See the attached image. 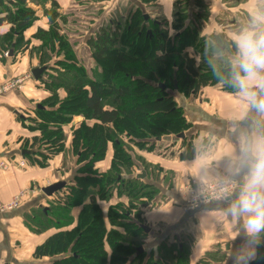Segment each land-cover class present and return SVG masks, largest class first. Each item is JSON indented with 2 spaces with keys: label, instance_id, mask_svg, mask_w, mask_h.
Masks as SVG:
<instances>
[{
  "label": "trees",
  "instance_id": "obj_1",
  "mask_svg": "<svg viewBox=\"0 0 264 264\" xmlns=\"http://www.w3.org/2000/svg\"><path fill=\"white\" fill-rule=\"evenodd\" d=\"M47 2H50L51 9L43 14L49 26L46 30L37 29L32 35L40 43L37 51L40 65L37 68L44 67L46 72L45 64L58 52H62L65 60L55 62V65L61 63L62 70L55 67L57 70L51 73L55 68H49L47 78L42 80L44 72L38 81L53 100L58 99L59 90L65 92L66 99L56 100L48 107L44 105L49 99L45 100L41 103L43 106L36 107L35 118L29 119L27 128L38 131V136L32 137L29 145L30 149L36 148L41 157L38 165L43 167L49 158L64 151L66 136L63 127L73 117L81 116L84 121L71 133L72 153L78 165L73 177L68 178L69 184L56 195V203L50 202L48 208L26 215L25 225L31 232L40 234L56 230L35 248L33 258H50L48 264H187L188 251L184 261L183 242L166 247V242L162 241L146 254L144 250L137 252L140 247H132L130 237L146 234L137 212L131 217L129 212L113 208L110 211L114 218L127 219L125 223H119L127 229V236L107 230L96 197L107 199L116 189L121 196L127 197L130 206L138 207L143 197L153 199L156 189L141 184L131 172V166L135 165L130 154L132 147L151 151L157 138L180 135L189 128L182 109L168 89L176 87V91L196 97L202 88L219 84L208 65L215 64L221 52L233 53V44L221 35L200 37L199 25L204 18L198 15L186 22L183 1L174 0L171 23L152 21L150 33L145 30V17L139 9L119 23L112 22L98 29L86 41L99 68L88 78L79 69L70 46L60 34L58 23L63 22V18L57 13L54 0H0V27L7 25L9 28L0 36V56L9 52L12 46L13 58L18 52L27 50L24 33L37 21L29 3L43 5ZM106 70L110 71L108 75ZM221 84L224 90L232 92L231 88ZM80 99L81 109L77 108ZM57 102L59 105L55 107ZM152 119L156 123H152ZM166 119L170 122H161ZM108 144L113 149L110 170L114 175L109 171L95 176V164L103 161ZM182 145L181 158H192L195 152L190 140L183 138ZM36 153L32 151L31 154ZM92 177L98 189L93 188ZM75 207H80V212L73 224L71 210ZM71 226L73 228L68 230ZM205 257L216 264H221L224 259L219 253H209ZM253 264H264V248Z\"/></svg>",
  "mask_w": 264,
  "mask_h": 264
},
{
  "label": "crops",
  "instance_id": "obj_2",
  "mask_svg": "<svg viewBox=\"0 0 264 264\" xmlns=\"http://www.w3.org/2000/svg\"><path fill=\"white\" fill-rule=\"evenodd\" d=\"M54 1L57 3V13L61 17L69 15V19L73 18L71 13L73 7H82L85 9L83 13H87L92 9V6L102 5L100 0ZM120 1H127L141 11L142 6L146 7L148 3L149 5L153 2H155L154 4L160 2V4H164L173 0ZM203 1L208 6L209 15L207 20H203L200 24V37L221 35L231 44L234 42V33L238 26L246 22V14L250 5L260 2V0ZM79 3L82 5L81 7ZM29 6L35 11L37 21L24 33V39L28 41V48L18 52L14 58L9 56L8 59H4L0 56V87L19 76L26 73L30 74L33 69L40 65V55L37 53L40 43L32 38V35L37 29L46 30L48 28L49 23L43 11L50 10L51 5L50 2H47L43 5L29 3ZM171 7H173V2L168 5L167 10H171ZM101 9L105 11L104 8ZM169 17L165 15V18L168 19ZM164 21L167 22L168 20ZM8 29L7 25H2L0 36L8 32ZM188 52L189 54L192 53L191 50ZM42 80L45 78L42 77ZM58 94L61 96L63 91L59 90ZM169 94L182 109L184 118L190 125L183 134L185 140H190L195 153L192 158H181L184 150L183 139L172 135L157 138L153 142V151L132 147L130 154L135 163L132 174L136 178L138 173L144 172L142 167L145 166L147 172L145 177L141 179L143 183L137 178L136 180L141 184L151 185L157 191L151 201V207L143 208V214L151 226L153 238L151 242L160 244L169 237H173V239L181 237L189 243L188 258L190 263H198L209 253H219L224 256L221 264H231L228 253L235 244L239 243L238 222L223 216L217 203L209 204L193 212L184 211L183 201L177 189L188 178L191 180L192 174L197 171L198 162L194 163L193 161L198 152H202L206 148L208 150L215 148L217 157L223 156L226 150L224 138L227 132L235 126L232 117L238 108L239 101L232 92L224 90L221 83L202 88L196 97L186 96L175 89L171 90ZM49 96L41 82L33 79L27 80L20 90L6 92L0 96V160L10 161L14 165H16L15 162L21 161L24 164L23 167H12L6 171L0 170V205L7 204L13 196L32 187L41 190L57 181L71 179L76 171L77 167L73 169L74 173L71 176L61 175L62 161L64 160L62 156L71 143L72 130L84 121L80 116L73 117L72 122L63 127L66 136L64 151L49 158L43 167L38 165L41 157L36 153V148H29L31 138L38 136V131H31L27 128L30 126L29 119L35 118L34 108L40 106ZM87 124H92V122L87 121ZM24 142L28 143L27 146ZM163 146L169 150L156 154V148L160 149ZM24 150L29 153L35 151L36 154L23 156L21 153ZM112 155V145L108 144L103 161L99 162L100 164L96 163L95 169L101 172L108 169L111 166ZM225 163V160L218 159L217 164L209 169V173L215 175L221 172ZM51 200L41 193H37L34 197L24 201L14 211L0 213V264H48L51 261L50 258L35 260L33 252L56 230L35 234L25 225L26 215L44 208V205ZM109 202L104 204L107 206L115 204ZM121 203L124 204L123 201ZM79 212V207L71 210V217L75 221ZM102 212L103 216L107 214V210L102 209ZM155 227H162L163 229H154ZM155 247L157 245L154 247L151 245V249H155ZM211 264L216 263L211 262Z\"/></svg>",
  "mask_w": 264,
  "mask_h": 264
},
{
  "label": "clouds",
  "instance_id": "obj_3",
  "mask_svg": "<svg viewBox=\"0 0 264 264\" xmlns=\"http://www.w3.org/2000/svg\"><path fill=\"white\" fill-rule=\"evenodd\" d=\"M246 22L234 33V52H221L210 72L239 101L235 126L224 138L225 152H198L189 193L194 206L214 201L226 218L238 222L239 243L228 253L231 264H253L264 248V0L250 5ZM218 159L223 170L209 173Z\"/></svg>",
  "mask_w": 264,
  "mask_h": 264
},
{
  "label": "rangeland",
  "instance_id": "obj_4",
  "mask_svg": "<svg viewBox=\"0 0 264 264\" xmlns=\"http://www.w3.org/2000/svg\"><path fill=\"white\" fill-rule=\"evenodd\" d=\"M76 1L77 0H75V2ZM173 1H171V2L169 1V3H164V4L163 3L160 4L161 2L158 3V4H154L155 2H153L152 3L153 5L151 4L152 6L149 5V3H148V5H146V7L142 6L141 13L146 18L145 21H144V24L146 26L145 30L147 31V33L148 32L150 33V28L149 27H150V24L152 23V21H159V22H162V24H163V22H165L164 20H166V21L168 20L167 21L168 24H169V22L172 21V17H173V13H174L175 8L171 7V10H167V7H168V5L172 4ZM180 1H183L184 4L182 6L184 7L183 9L185 10V12L187 13L186 14L187 15V21L186 22H189L191 18H193L195 16H198V15L201 16V18H204V20H207L208 15H209V9H208V6L205 5L203 0H180ZM99 2H102V3H100V4H102L101 6H98V5L97 6H92V9L89 10L87 13H85V12L83 13V10H85V9L82 8L81 7L82 5L79 3L81 8H74L73 7V10L71 12L73 14V18L69 19V17H68L69 15L68 16L67 15H63L62 16L63 22H61V20H60L59 23H58L60 34L63 37V39L66 41V43L70 46V48H71L70 51L73 54L74 61L78 65L79 69L88 78L92 77V73L95 70L99 69V68L96 66L95 61L91 57V52H90L89 48L86 45V41L89 38L93 37L95 32H97L98 29H100L101 27H106L112 22L113 23L114 22H118L119 23L120 20H123L124 18L128 17L127 16L128 14H130L131 12L136 10V8L133 5H130V3L127 2V1L121 2L120 0L119 1H117V0H100ZM99 2H98V4H99ZM101 8H104L105 11H103ZM169 9H170V6H169ZM165 15L167 17H169V16L170 17L167 19V18H165ZM89 25H92V26H89ZM199 27H200V25H199ZM163 29H166V27L164 26ZM170 34L172 35L173 32L171 31ZM190 54L194 55L193 52L192 53L190 52ZM51 57L53 59L50 62L45 64L47 71H48L49 68H53L54 69L55 67L57 69L62 70V67H59L60 64H61L60 62H58L57 65H55L56 61L61 60V59L65 60V58H63L64 56H63L62 52H58L56 54H53V55H51ZM195 57H197V56L195 55ZM56 68L54 70H51V73H55V71L57 70ZM47 71L43 75L44 78H47V75L49 74V73H47ZM109 72H110L109 70H106V75H108ZM29 76H31V78H32L31 73L30 74L26 73L25 75L19 76V77L15 78V79H13L11 81H15V82H18L19 84L23 85L28 80L27 77H29ZM41 85H42V83H41ZM13 89L14 88L8 90L7 92L13 91ZM14 90H19V89H14ZM171 90L172 89H168L169 92ZM48 99L49 100L46 102V105H44L45 107H48V105L50 103H52V104L55 103L56 100L58 102H60L63 99H66V95H65V92L63 91V94H61V96H59V94H58V99L53 100V98H51V96L48 97ZM58 102H57V104H55V107H57L59 105ZM77 103H78V105H77L78 107L77 108L81 109L82 100L80 99L79 102H77ZM40 106H43V105L40 104ZM35 109L36 108H34V111H35ZM75 117H79V116H75ZM72 119H74V118H72ZM151 121H152V123H156L155 121H153V119ZM166 121L170 122V120H167V119L166 120H162L161 122L162 123H166ZM71 122H72V120L70 121V123ZM172 136H174V135H172ZM177 136L178 135H176L174 137H177ZM71 145L72 144L70 143L69 146H68V149L64 148L65 149V151H64L65 153L62 156V159H64L62 161V163H63V170H62V173H61V175L63 174L62 176H64V175L71 176L74 173L73 169H75L77 167V165H78V160L75 157V154L72 153L73 149L71 148ZM166 150H169V149L168 148L166 149L164 146L161 147L160 149L156 148V154L163 153ZM151 151H153V150H151ZM40 161H42V160L40 159ZM110 167L111 166H109L108 169H105L104 172H101L99 170H95V172H94L95 176H97V174L107 173L109 171H111L112 175H114L113 170H110ZM142 168L144 169V171L147 170V168H145V166H143ZM130 169H132L131 172L133 173V166H131ZM90 173L93 174V172H90ZM139 174H141V172L138 173V175ZM63 180H65V179H63ZM94 181H95V178L92 177L91 178V182L93 183L92 184L94 186L93 188L94 189H98V185H96L94 183ZM141 181L142 180H140V182ZM188 181H190V178L185 180V182L182 184V186L186 185ZM141 183H143V182H141ZM117 187H119V186H117ZM122 196L123 197H121V195L116 190H114L112 192V194H111V197H109L107 199H102V197H99V196L96 197V202H97L101 212H102V209L104 211L107 210V214L103 216L104 226H105V228L107 230L110 231L112 229V230L118 232L119 236L126 237L127 236V234H126V230L127 229H123L122 226L119 225V223L123 224V223H125L127 221V219H122V218H119V217L114 218V215L112 214L113 212L111 213L110 210H112L114 208V209L119 210L121 212L127 211V212H129L131 214V217H133L134 213H136V212L139 213L140 214V217H138L139 222L142 224V226L148 228L149 231L145 235H142L141 233L139 235L134 234L135 238L130 237V236H128V237H130V240H131L133 248L134 247H136V248L140 247V248H142L144 250V252L146 254L151 249V245L153 247L156 246V245H159V243L156 244V242H151L153 240L152 235H151V230H150L151 226L148 223V221L146 220L147 218H145V214H143V211H144L143 208L144 207L145 208H148V207L150 208L151 207L150 206L151 205V201L154 199V197L151 200H149L148 197L147 198L143 197V198H141L139 200V203H138L139 206L138 207H134V206H130V204L128 203L129 200L127 199L126 196H124V195H122ZM109 200H110V202H109ZM118 201H120V202H118ZM121 201H123L124 204H122ZM54 202H55L54 199H52L51 203H54ZM107 202L115 203V204H113L111 206L110 205L107 206V204H104V203H107ZM51 203L50 202L46 203L44 205L45 206L44 208H48L49 207L48 205L51 204ZM74 222H75V220L73 219V224H74ZM73 224H72V226H74ZM72 228L73 227H71V228L68 227V230H70ZM156 228H158L159 230L163 229L162 227H155L154 229H156ZM128 229H131V228H128ZM51 230H53V229H51ZM171 238L173 239V237H169L168 239L164 238L165 239L164 242H166V247H170L171 243H173L176 246L178 243L183 242L184 245H185V250H184V253H183V259L185 261L184 255L188 251L187 249H188L189 243L187 241H185L181 237L180 238H175L173 240ZM114 240L118 241V238L114 237ZM105 246L107 247V245H105ZM172 248L174 249L173 246H172ZM169 249L170 248H168V250ZM175 256H173V258ZM189 263L190 262H189V258H188L187 264H189ZM172 264H174V263H172ZM190 264H192V263H190ZM194 264H211V260H209V258L205 257V258L201 259L198 263H194Z\"/></svg>",
  "mask_w": 264,
  "mask_h": 264
},
{
  "label": "built area",
  "instance_id": "obj_5",
  "mask_svg": "<svg viewBox=\"0 0 264 264\" xmlns=\"http://www.w3.org/2000/svg\"><path fill=\"white\" fill-rule=\"evenodd\" d=\"M1 56L4 59H8L9 58V52L5 51L1 54ZM27 79L30 80L32 78H31V76H29V77H27ZM22 87H23L22 84H19L18 82H15V81H11V82L7 83L6 85H3L0 87V96L5 94L8 90H10L12 88L20 90ZM15 164L16 165H14L12 162L7 161V160H0V170L6 171L12 167H23L24 166L22 161L18 162V163L15 162ZM191 182L194 183V181L190 180L187 182L186 185H184V186L181 185L177 189V192H178L181 200L183 201V209L185 211L193 212L199 208H202V207L207 206L209 204L215 203L214 201H209L208 203H206L204 205L194 206L192 203V200H191V195L189 193V190L191 187ZM37 193H41V190L37 189L36 187H32V188H30L24 192L16 194L15 196H13L11 198V200L7 204L0 205V213H3V212L7 213V212L14 211L15 209L19 208L21 206V204H23L24 201L34 197ZM48 199H50V200L54 199V201H56V195L53 196L52 198H48Z\"/></svg>",
  "mask_w": 264,
  "mask_h": 264
},
{
  "label": "water",
  "instance_id": "obj_6",
  "mask_svg": "<svg viewBox=\"0 0 264 264\" xmlns=\"http://www.w3.org/2000/svg\"><path fill=\"white\" fill-rule=\"evenodd\" d=\"M146 19V18H145ZM9 56H13V51L12 49L9 51ZM45 72V68H35L31 71V75L33 80L38 81L41 79L42 74ZM161 90H164V86H160ZM174 89H176V87H174ZM40 108V107H39ZM180 139H183L185 137V135L182 133L180 135L177 136ZM31 153H29L28 151H22L21 155H29ZM145 177V173L141 172V174L137 175V179L141 180ZM70 179H65V180H60L57 181L56 183H53L51 185H48L44 188L41 189V193L43 196H45L46 198H52L53 196L59 194L61 191L64 190V188L69 184ZM46 210V209H45ZM44 210V211H45ZM142 230H144L145 233H148L149 229L142 226L141 227ZM142 250V248L138 249V252H140Z\"/></svg>",
  "mask_w": 264,
  "mask_h": 264
},
{
  "label": "flooded vegetation",
  "instance_id": "obj_7",
  "mask_svg": "<svg viewBox=\"0 0 264 264\" xmlns=\"http://www.w3.org/2000/svg\"><path fill=\"white\" fill-rule=\"evenodd\" d=\"M139 249H140V248H139ZM141 251H143V249H142ZM141 251H140V252H141ZM137 252H138V249H137Z\"/></svg>",
  "mask_w": 264,
  "mask_h": 264
}]
</instances>
